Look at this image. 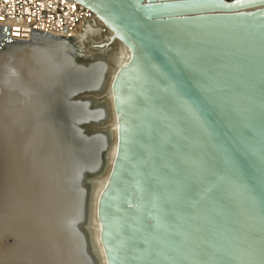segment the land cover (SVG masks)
Segmentation results:
<instances>
[{
    "label": "water",
    "instance_id": "1",
    "mask_svg": "<svg viewBox=\"0 0 264 264\" xmlns=\"http://www.w3.org/2000/svg\"><path fill=\"white\" fill-rule=\"evenodd\" d=\"M68 1L130 49L103 218L115 264H264V0ZM33 36L50 64L38 84L82 155L103 64ZM104 155L80 156L73 180L87 188Z\"/></svg>",
    "mask_w": 264,
    "mask_h": 264
},
{
    "label": "bare ground",
    "instance_id": "2",
    "mask_svg": "<svg viewBox=\"0 0 264 264\" xmlns=\"http://www.w3.org/2000/svg\"><path fill=\"white\" fill-rule=\"evenodd\" d=\"M5 29L0 24V240L12 242L0 241V264H115L103 218L121 118L118 77L130 49L94 14L71 36L53 35L103 64L82 119L91 134L84 152L100 145L105 155L84 188L72 178L84 149L66 143L54 100L33 83L47 81V51L33 35L20 41Z\"/></svg>",
    "mask_w": 264,
    "mask_h": 264
},
{
    "label": "built area",
    "instance_id": "3",
    "mask_svg": "<svg viewBox=\"0 0 264 264\" xmlns=\"http://www.w3.org/2000/svg\"><path fill=\"white\" fill-rule=\"evenodd\" d=\"M92 15L86 7L68 0H0V24L20 41L36 32L69 37Z\"/></svg>",
    "mask_w": 264,
    "mask_h": 264
},
{
    "label": "rangeland",
    "instance_id": "4",
    "mask_svg": "<svg viewBox=\"0 0 264 264\" xmlns=\"http://www.w3.org/2000/svg\"><path fill=\"white\" fill-rule=\"evenodd\" d=\"M31 42H32V44L40 45V46H41L42 43H43V41L40 40L39 37L37 38V37H35V36H34V38L31 39ZM15 43H17V42H15ZM15 43H10L9 45L2 46V50L6 51L7 48H8V49L12 48V46H13ZM18 43H20V42H18ZM9 46H10V47H9ZM72 48H73L72 45H70V46H68V47L66 48V51H72ZM49 70H50V68H49ZM33 83H37V84H38V80H37V81L34 80ZM0 241H1L2 243L6 244V245H10L11 242H12V239H11V237H7V238H3V239L0 240Z\"/></svg>",
    "mask_w": 264,
    "mask_h": 264
}]
</instances>
